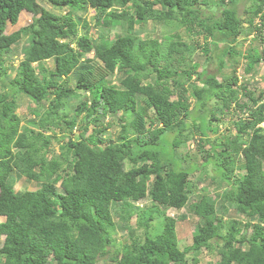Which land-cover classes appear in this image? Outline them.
I'll return each instance as SVG.
<instances>
[{
  "label": "trees",
  "instance_id": "trees-1",
  "mask_svg": "<svg viewBox=\"0 0 264 264\" xmlns=\"http://www.w3.org/2000/svg\"><path fill=\"white\" fill-rule=\"evenodd\" d=\"M40 1L65 11L55 13L39 0H0V264H189V254L214 248L216 264H264V128L258 125L264 121V84L254 94L245 83L238 85L234 65L232 73L223 72L239 54L234 43L240 35V0ZM243 1L251 6V29H260L264 0ZM213 3L218 13L206 7ZM153 6L160 9L159 18L176 20L187 33L202 35L200 48L206 62L217 63L215 71L195 72L196 61L182 68L178 63L195 45L174 34L162 41L136 36L135 25ZM85 7L96 12V25L118 24L124 31L113 42L99 44L86 30L79 34L80 19L74 12ZM23 10L30 12L31 21L13 31L4 29L15 24ZM23 37L27 44L11 73L5 61ZM243 57L244 73L264 62V54L253 47ZM48 58H54L52 69L41 63ZM74 70V87H64L60 80ZM115 72L123 75L119 86L108 81ZM81 92L87 96L74 110L63 111L65 101ZM18 94L34 103L29 113L38 116L22 130L13 112ZM189 95L198 109L190 107ZM232 104L249 109L248 118L236 120L233 137L220 134L217 141H209L208 136L219 131V115L228 113ZM116 114L128 120L127 127L117 141L105 139L103 119ZM187 123L193 129L186 128ZM76 124L80 130L72 138ZM129 133L135 136L130 139ZM195 136L201 162L187 157L185 164L187 152L179 150ZM52 140L59 142L60 151L49 158ZM207 165H214L228 183L220 195L222 208H233L242 220L232 217L226 224L216 223L215 199L202 188L199 199L190 204L202 222L191 243L180 248L177 218L159 208L189 204V173ZM12 172L39 186L14 190ZM142 199L150 202L136 209L143 239L131 238L128 245L112 248L110 205ZM121 213L130 217L124 209ZM156 216L161 217V228L152 237L150 222ZM224 227L227 232L222 233Z\"/></svg>",
  "mask_w": 264,
  "mask_h": 264
},
{
  "label": "rangeland",
  "instance_id": "rangeland-1",
  "mask_svg": "<svg viewBox=\"0 0 264 264\" xmlns=\"http://www.w3.org/2000/svg\"><path fill=\"white\" fill-rule=\"evenodd\" d=\"M39 2L46 8L50 9L51 11L55 13H64L65 10H57L53 9L50 5L46 4L43 1ZM215 2V1H214ZM204 7V5H201ZM206 7H208L209 10L214 11L217 9L216 4H209ZM238 7V13L241 18V25H240V35L238 36L237 40L234 43L235 49L239 51L238 55H234L233 62L230 64H226L223 67L224 74H227L228 72L232 73L231 67L235 66L236 75L238 78V85L240 84H246V86L249 87L250 90L253 91L254 94L261 91L263 89L264 84V62H259L251 72L244 73L243 72V66L246 63V59L243 57L246 49L248 47H253L258 50V52L264 54V25L260 27V29H251L253 27L254 22L249 24L247 22L248 18V10L251 9V6L249 5L248 1L240 0L237 4ZM152 11H155L153 13ZM157 12L160 13V9L157 6H153L152 8H147L146 10V19L143 20L142 23L136 24L134 27V33L137 37L141 39H158L159 41H162V39L169 34H174L175 38H177L180 41H187L195 45L194 50L192 51L187 50L185 51V58L181 60L180 63H178L182 68H187L192 64L193 61H196L199 66L196 69L195 72L200 71L202 68L207 69V71H215L217 63L214 62L212 59L208 62L205 61V56L202 53L201 46L204 45L205 40L203 39L202 35L199 34V32H194L192 34L187 33L185 30L184 25H181L176 20H164L163 18H159L157 16ZM218 13V11L216 10ZM74 17H79V22L77 23V32L79 34H82L85 30L90 34L93 41L96 44H99L102 42V40H107L108 42H113L114 39L122 33L124 30L123 28L118 24H112L108 27L106 26H100L95 24V16L96 12L90 8L85 7L82 10H78L74 12ZM155 15L152 17V15ZM162 17V15H159ZM85 20L87 25L86 27L83 25V21ZM255 19V18H254ZM253 19V20H254ZM31 21V14L27 11H22L19 15V18L17 22L13 25H7L4 29H7V31H13L17 28H19L22 25L27 24ZM255 26V25H254ZM88 27V28H87ZM87 28V29H86ZM207 40V39H206ZM208 41V40H207ZM17 45L14 47L12 55L10 58H6L5 65L9 72H13L15 67L17 66V63L19 59L22 57V48L26 46L27 41L26 38L23 37L21 40H19ZM218 50L214 51L216 53ZM213 53V54H214ZM89 57L92 56V53L88 54ZM44 66H47L48 68L52 69L54 67V58H48L41 62ZM34 68H37V63H33ZM122 74L114 73L112 77L108 79V81L113 84L119 86L118 80L122 77ZM196 75L193 74V78ZM220 74H218L217 78ZM78 77V73L76 70H74L69 76L62 77L60 80V83L65 87H74L76 83V78ZM87 96V93L81 92L79 95L75 96L74 98L67 99L65 101V105L63 107V111H73L75 108L76 103L84 99V97ZM190 104V107L195 108V99L188 96L187 100ZM17 107L14 109V113L16 117L19 119V129L22 130L25 126L30 125V122H36L38 120V116L32 115L29 113V110L31 107L34 106V103H32L27 96L24 94H18L16 99ZM210 102H213V100H210ZM195 111V110H192ZM249 109H240L237 106H234L232 104V107L230 108V111L228 113H221L219 115V121H218V129L216 132H212L209 137V141H217V137L219 135L224 134L226 137H233V135L236 133L235 128V122L238 118H248V112ZM120 114V113H119ZM119 114L112 115V116H106L103 119V125H105V130L102 132V135L105 139H109L112 141H117L118 136L122 130V127H127L128 120H120ZM82 115L78 116V119L82 118ZM127 115H130L127 113ZM195 115V112L192 113V116ZM128 119V118H127ZM187 121H190V118L186 119ZM198 123V120L195 122V124ZM186 128L193 129L190 123L186 124ZM102 125H99L98 127H101ZM262 127V126H261ZM264 128V127H263ZM80 130V126L76 124L75 129L72 133V138H75L77 133ZM49 133V131H47ZM87 132H91L90 128L87 130ZM130 139H132L135 134L129 133L127 135ZM171 136V135H170ZM197 142V136L194 138L189 139L185 144V149H180L179 152L186 154V159H184V163L187 164V157L193 159V162H196L199 164L201 162V154L196 147ZM208 145H206L204 148H207ZM60 144L59 142L52 140L50 144V152L48 153V157H51V154H57L60 151ZM178 154V153H177ZM179 155V154H178ZM237 174H241V169H236ZM9 182L13 186V188L16 191H21L24 189L33 190L36 189L39 184L35 181H30L24 177H21L17 172H12L9 176ZM189 183L191 186L190 188V195H189V204L185 205L184 207L180 209H173V208H159V210L164 215H169L174 218H177L176 222V234L178 237V245L180 248L184 247L185 245H188L191 243L192 240V234L198 224L202 222V219L197 217L195 214L192 213L190 209V204L197 201L200 197V195L203 193L201 191L202 188L205 189V193L209 195L211 198L215 199V207L216 211L213 215V219L216 223H224L226 224L227 221L232 218L236 217L242 220L241 215L237 213L233 208L224 209L221 206V199L220 195L224 191V189L228 186V183L222 178L220 173L215 169L214 165H207L204 168H200V170L193 171L192 173H189ZM55 187L58 191H61V188L59 187V182L55 184ZM148 199H142L139 202L130 203L129 205H124L122 202L113 201L110 205L111 211H112V217H113V226L109 229V234L112 237L111 247L112 248H119L123 247L125 245H128L131 238H136L137 240L143 239L144 236V227L139 224L138 217L136 214V209H143L147 205H149ZM124 209L127 213L130 214V217H124L121 213V210ZM184 214L185 216L183 218H180V216ZM253 221V220H252ZM161 228V217H157L150 222V228H149V234L150 236L154 237ZM222 233L227 232L226 228L224 227L222 230ZM246 235L248 236L250 234V228L245 230ZM3 238L0 237V242H2ZM241 247H244V245L240 244ZM188 259L190 261L189 264H216L219 255L214 248L211 251H207L206 249H201L195 253H191L188 255ZM108 264H111L108 262Z\"/></svg>",
  "mask_w": 264,
  "mask_h": 264
},
{
  "label": "clouds",
  "instance_id": "clouds-1",
  "mask_svg": "<svg viewBox=\"0 0 264 264\" xmlns=\"http://www.w3.org/2000/svg\"><path fill=\"white\" fill-rule=\"evenodd\" d=\"M255 21L257 22L258 19H255ZM258 125L264 127V121H261ZM73 129H75V127H73ZM14 190H15V189H14ZM2 219H3V217L0 216V221H1Z\"/></svg>",
  "mask_w": 264,
  "mask_h": 264
},
{
  "label": "bare ground",
  "instance_id": "bare-ground-1",
  "mask_svg": "<svg viewBox=\"0 0 264 264\" xmlns=\"http://www.w3.org/2000/svg\"><path fill=\"white\" fill-rule=\"evenodd\" d=\"M46 67V66H45ZM52 71V70H51ZM92 71H94V70H92ZM97 72V71H96ZM107 84V83H106ZM73 87V86H72ZM83 90V89H82Z\"/></svg>",
  "mask_w": 264,
  "mask_h": 264
}]
</instances>
